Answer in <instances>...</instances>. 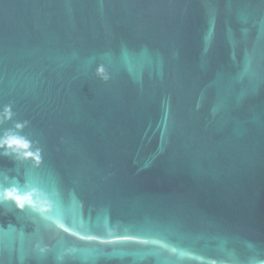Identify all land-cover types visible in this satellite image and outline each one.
Returning <instances> with one entry per match:
<instances>
[{"label":"water","instance_id":"obj_1","mask_svg":"<svg viewBox=\"0 0 264 264\" xmlns=\"http://www.w3.org/2000/svg\"><path fill=\"white\" fill-rule=\"evenodd\" d=\"M6 108L0 264H264V0H0Z\"/></svg>","mask_w":264,"mask_h":264},{"label":"clouds","instance_id":"obj_2","mask_svg":"<svg viewBox=\"0 0 264 264\" xmlns=\"http://www.w3.org/2000/svg\"><path fill=\"white\" fill-rule=\"evenodd\" d=\"M100 73H103V69L98 70ZM11 112L9 109H5L2 114H0V119H10ZM17 129L21 128V125L16 126ZM31 145L30 143L23 137H20L13 133L5 134L3 137H0V151H2L5 155L15 154L22 155L25 159H32L37 164H39V152L37 151L33 154L30 151ZM40 194L33 190L28 191L26 193H21L15 187L6 190L0 193V199L4 201H12L16 204L17 208L23 210L26 206L31 207L34 210L44 213L48 211V203L47 201L40 199Z\"/></svg>","mask_w":264,"mask_h":264}]
</instances>
